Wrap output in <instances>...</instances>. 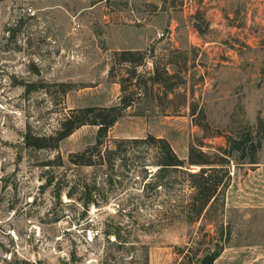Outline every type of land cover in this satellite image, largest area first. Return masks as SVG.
Returning <instances> with one entry per match:
<instances>
[{
    "label": "rangeland",
    "instance_id": "374dc122",
    "mask_svg": "<svg viewBox=\"0 0 264 264\" xmlns=\"http://www.w3.org/2000/svg\"><path fill=\"white\" fill-rule=\"evenodd\" d=\"M125 49L146 51L139 73L164 64L177 94L138 100L105 138L150 133L185 158L198 140L212 149L264 122V0H0V264H144V253L175 264L196 232L182 215L186 188L143 198L134 172L107 180L103 167L68 161L93 143V125L55 149L23 146L27 128L47 134L68 109L116 101L107 70ZM200 109L211 136L195 124ZM257 157L228 164L231 234L213 264H264V132Z\"/></svg>",
    "mask_w": 264,
    "mask_h": 264
},
{
    "label": "trees",
    "instance_id": "16d2710c",
    "mask_svg": "<svg viewBox=\"0 0 264 264\" xmlns=\"http://www.w3.org/2000/svg\"><path fill=\"white\" fill-rule=\"evenodd\" d=\"M147 58L143 50L113 51L107 76L119 85L120 94L116 101L106 106L68 109L57 121L55 129L47 134H33L27 128L23 134V146L34 150L55 149L58 142L74 129L86 124L95 126L93 143L69 154L68 161L74 165L103 167L102 177L108 176L107 180L111 175L117 177L122 172H134L142 182L140 191L143 198H155L166 190L186 188L182 215L187 223L198 222V225L196 232L190 234L183 245L175 247V264H213L228 244L231 234L230 223L224 220V190L230 178L228 164L231 160L258 163L264 122L259 119L258 128L249 127L244 133L230 131L222 134L224 145L211 146L212 149L202 150L204 144L198 140L188 146L185 158L178 157L165 138L150 133L105 138L108 129L138 100L151 93L156 101L168 94H177L167 92L173 90L167 82L173 74L167 72L164 64L157 67L153 62L150 71L137 72L136 67L144 65ZM117 67H124L126 74ZM148 85H157L161 92H145ZM57 86L65 91L64 83ZM182 98L185 105L186 98ZM189 106L192 118L194 107L192 104ZM195 124L203 130L204 136H211L206 132L207 123L201 109ZM60 162L56 155L46 160L45 165H59ZM84 191L89 193V188ZM143 256L146 264V253Z\"/></svg>",
    "mask_w": 264,
    "mask_h": 264
}]
</instances>
